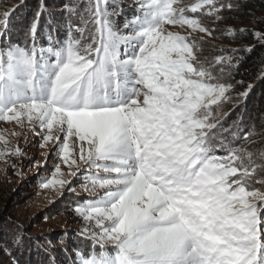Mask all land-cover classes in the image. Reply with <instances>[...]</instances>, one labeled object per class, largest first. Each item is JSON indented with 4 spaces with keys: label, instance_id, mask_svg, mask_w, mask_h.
<instances>
[{
    "label": "snow or ice",
    "instance_id": "obj_1",
    "mask_svg": "<svg viewBox=\"0 0 264 264\" xmlns=\"http://www.w3.org/2000/svg\"><path fill=\"white\" fill-rule=\"evenodd\" d=\"M238 8L67 0L54 23L39 0L19 42L17 7L0 11V122L26 128L45 160L55 157L43 188L79 197L71 210L90 247L74 250V264H264V148L252 150L257 133L242 117L224 127L252 89L235 93L239 53L254 46L214 54L209 43L248 35L215 26ZM251 34L264 45V30ZM26 155L0 130V160L16 168L9 157ZM24 239L10 233L0 264H19Z\"/></svg>",
    "mask_w": 264,
    "mask_h": 264
},
{
    "label": "rangeland",
    "instance_id": "obj_2",
    "mask_svg": "<svg viewBox=\"0 0 264 264\" xmlns=\"http://www.w3.org/2000/svg\"><path fill=\"white\" fill-rule=\"evenodd\" d=\"M53 1H46L51 18L54 23H62L64 17L61 8L67 0H64V2L62 0ZM25 2L26 0H21L16 1L15 4H10L9 1L0 0V11L17 7L10 25L11 39L14 42L21 40L22 27L25 23L31 21L39 0H28L24 4ZM130 2L131 0H125V3ZM236 2L239 4L237 10L225 12V15L229 17L227 22L225 24L217 23L215 26L221 31L229 26L236 29L244 27L249 30L248 35L239 37L236 40H210V44L217 46V51L214 54H219L218 49L220 47H250L254 42H257L251 33L264 30V12L252 11L247 13L240 6L241 0H236ZM47 20L48 13L46 12L42 23ZM207 23L210 26L212 25L210 20ZM217 35L219 36L220 32ZM206 50L210 55L213 54L212 49ZM262 75H264V66L259 70L258 79H261ZM249 84L252 85V89L247 99L242 101V106L232 112L224 121V127H228L234 120L242 117V127L246 131L255 128L257 133L254 137L256 145L252 150L256 151L264 148V143H261V137L258 135L261 130H264V116L262 119L256 117L252 108V90L255 82L244 83L243 87L237 85L235 93L243 92ZM0 130H6L10 142L13 145H19L27 153L22 158L9 157L12 163L16 164V168H12L0 160V205L8 204L6 213H8L9 219L2 225L0 248L10 247V233L22 230L25 236L23 247L14 252L19 264H55V258H58L59 261L63 260V256L58 253L59 248L69 250L74 260L75 249L80 248L86 251L90 247L77 235L83 227V223L71 210L79 197L67 190L64 191L63 195H60L53 188L45 189L42 187V181L51 177V170L57 161L51 155L45 160L44 153L48 150L39 146L40 141L36 135L28 132L26 128L22 130L12 123L5 122H0ZM13 131L23 132L27 136L28 143L25 144L24 135L20 137L12 136ZM33 161H39L43 167L36 165ZM62 171L66 173L67 169L62 166ZM73 186L77 188L79 196L85 195L80 192V179H75ZM7 260L8 257L0 252V262H6ZM69 264H71L70 259Z\"/></svg>",
    "mask_w": 264,
    "mask_h": 264
},
{
    "label": "trees",
    "instance_id": "obj_3",
    "mask_svg": "<svg viewBox=\"0 0 264 264\" xmlns=\"http://www.w3.org/2000/svg\"><path fill=\"white\" fill-rule=\"evenodd\" d=\"M10 4H15L16 1L21 0H6ZM54 2L53 0H46ZM28 0L24 4H26ZM35 2V1H33ZM64 2V0H62ZM24 6V5H23ZM240 6L245 12H264V0H241ZM252 51H241L239 56L242 57L241 64L239 66L238 72L236 74L237 80H243L244 83L248 84L249 82H255V86L252 90V108L256 117L260 119L264 116V79H258L259 70L264 66V45L254 42L252 45ZM251 47V46H250ZM6 205H0V237L2 238V225H4L8 219V210ZM86 247V246H85ZM60 249V250H59ZM58 249V253L63 256V260L55 258V264H69V259L71 264H74V260L71 257V253L67 249ZM75 258V257H74Z\"/></svg>",
    "mask_w": 264,
    "mask_h": 264
}]
</instances>
